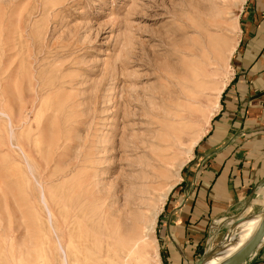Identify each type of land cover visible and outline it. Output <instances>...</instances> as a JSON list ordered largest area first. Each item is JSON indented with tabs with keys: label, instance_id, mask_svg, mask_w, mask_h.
<instances>
[{
	"label": "rangeland",
	"instance_id": "rangeland-1",
	"mask_svg": "<svg viewBox=\"0 0 264 264\" xmlns=\"http://www.w3.org/2000/svg\"><path fill=\"white\" fill-rule=\"evenodd\" d=\"M247 1L0 0V264H120L121 247L107 238L116 235L112 221L130 236L140 214H155L144 238L151 248L147 259L130 256L128 264H195L218 253L227 235L259 224L264 206L211 223L193 254L172 235L171 214L203 163L197 150L209 125L201 116L233 74ZM223 43L233 47L225 64L213 58ZM187 46L193 57L175 50ZM183 59L204 70L185 114L190 128L178 133L173 153L179 157L194 129L204 134L161 200V178L125 185V176H138L127 171L139 157L130 147L145 134L162 71H180Z\"/></svg>",
	"mask_w": 264,
	"mask_h": 264
},
{
	"label": "crops",
	"instance_id": "crops-1",
	"mask_svg": "<svg viewBox=\"0 0 264 264\" xmlns=\"http://www.w3.org/2000/svg\"><path fill=\"white\" fill-rule=\"evenodd\" d=\"M241 22L233 74L197 150L202 167L171 214L174 245L192 254L211 223L264 206V0H248ZM242 264H264V248Z\"/></svg>",
	"mask_w": 264,
	"mask_h": 264
},
{
	"label": "bare ground",
	"instance_id": "bare-ground-1",
	"mask_svg": "<svg viewBox=\"0 0 264 264\" xmlns=\"http://www.w3.org/2000/svg\"><path fill=\"white\" fill-rule=\"evenodd\" d=\"M21 6H22V4H21ZM9 8H11V6ZM9 8H7V9H9ZM14 9H16V8H14ZM16 10H15V13H16ZM6 12H7V10H6ZM17 13L15 15H18ZM11 24H13V23L11 22L10 25ZM30 24L34 25L33 23H30ZM24 31H26V30H24ZM12 36H10V37H12ZM25 39H27V38H25ZM4 44H5V42H4ZM12 44L14 45L15 41L12 42ZM24 45H25V42H24ZM31 46H32V44H31ZM216 46H215L216 49H214V51L212 50L213 51L214 61L223 62L225 64L226 63L225 60L227 59V56H229L231 54V52H233L232 51L233 47L229 46L226 43H223L222 45H219L218 47H216ZM12 48L15 49V46L12 47ZM37 48H38V46H37ZM175 50H177L178 52L182 53L186 57H193L194 48L191 47V46H187V47H183V48H177V49L175 48ZM15 51L17 53L16 49H15ZM25 52H26V50H25ZM34 54H35V52H34ZM204 54H206V53H204ZM13 56L14 55L10 56V58L13 57ZM23 56H25V54ZM17 57L15 55L14 58L17 59ZM29 57H31V56H29ZM10 58H8V59H10ZM14 58H11V59H14ZM15 59H14V61H15ZM33 59H35V58H33ZM18 60H16V64H17L16 66L19 67L20 66L19 63H21V61L17 63ZM182 61H185V60L183 59ZM6 62H8V61L6 60ZM47 62H45V63H47ZM195 62L194 63H191L190 61L183 62V67L178 72L174 71L173 69H172V71H166V70L162 71V75L160 76L162 78L161 81H163L161 89L156 91L155 95L152 97V100H153L152 103H154V104H152L153 107L149 108L148 111H146L144 113L145 123H146V127L144 128L145 134H144V136H141L138 139L134 140L133 143H132V146L130 147V152L133 153V154H138L139 157H138V159L135 162L133 161V162H130V163L127 164V169H128L127 171H131V173L135 172L136 174H138V176L135 175V176L131 177V178H133V179H131V178H129L130 176L127 177V175H126L125 177L127 179V183H124V184L125 185H130V184H136L137 183L138 185H142L149 178H152V179L153 178H161V181H159V183L157 184L160 187L159 198L161 200L165 199L166 195L169 193L171 188L175 185V183H177V182H174L175 181L174 179L176 177H178L179 169H181V166L184 165V163L187 162L188 159L191 157V152H192L193 147L198 143V141L201 139L202 135L204 134V130H197V129L195 130L194 129L193 133L191 135H189V137H188L189 138L188 142L187 143H183L182 146L179 144L182 147L181 153L179 154L180 158L177 155H175V153H173L174 145L178 144L177 142L179 141L178 133L182 132L183 128H187V126H188L187 123L184 122V120L186 118L185 114L188 111L189 112L191 111L189 109V107H190L189 105L192 104L190 102L192 101V97L195 96V95H193L194 94L193 93V87H196L198 85L197 79L203 73V70H204L203 66H202V65H204L203 63L201 64V63H198V62L195 63ZM204 63H205V65H208V64L211 63V60L209 58H207V59H205ZM130 65L132 66V64H130ZM18 67H16V68H18ZM13 69H15V68H13ZM13 69H12V71H13ZM15 71L13 73H16ZM13 73H11V74H13ZM17 75H18V73H17ZM58 76H59V74H58ZM3 77H4V75H3ZM12 77H13V75H12ZM31 78H33V76H31ZM8 79L9 78H7V80ZM66 80H67V78H66ZM72 81H74V79H72ZM59 82H61V81H59ZM14 83H16V82H14ZM29 84L27 85L28 89H29ZM12 86H13V84H12ZM224 86H225V84H222L221 87H218L216 89L217 91H216L215 97H213L215 99H214L212 104L210 103L212 106L210 105V109H209V111L207 113L202 114L201 117L203 118L204 126H208L209 125L211 117L215 114L214 110L216 108L218 109V106H219L218 98H219ZM13 88H14V90H16L15 89L16 86L15 87L13 86ZM17 94H19V93H17ZM43 94H45V93H43ZM23 95L21 97L22 100H24L23 99ZM18 99H19V97H18ZM155 100H157V101H155ZM41 101H42V99H41ZM19 104H20V102H19ZM38 105H40V104H38ZM217 109H216V111H217ZM192 111L194 112L195 110H192ZM34 113H35V111H34ZM48 117H50V116H48ZM62 118H63V116H62ZM68 118H70V117H68ZM125 126H126V124H125ZM188 128H190V126H188ZM118 150H117V152H118ZM127 152H128V150H127ZM127 154H129V153H127ZM115 197H116V195H115ZM125 206H126V204L124 205V207ZM113 214L114 213H112V215ZM262 214L263 215H262V218H261L259 224H257L256 226H254L252 228H249V229H246V230H242V231L236 232V234L231 235L229 239H227V240H225L223 242L222 249L218 253L209 256L206 260L203 261L202 264H224L225 262L229 261L237 252H239L249 242V240L253 237L255 232L258 230V228H259V226H260V224H261V222L263 220L264 212ZM102 215H103L102 216L103 219H105L106 220L105 222L107 223V215L111 216V212H108V211L105 212L104 211V213L102 212ZM115 219L112 221V227L115 230L116 235L111 233V235L110 236L108 235L107 238H114L116 243H118V247H121L119 255L117 253H114V257L116 258V260H121L120 264H128L129 260H130V256L135 258V259H137V260H141V259H145V258L147 259L148 249L151 248V245L149 243H147L145 241V239L147 238V241H148L149 238H150V233L152 232V225H153L152 222L155 219V214H152V217L147 218V219H145L141 214L136 216L135 219L138 220V223H134V224L132 223L131 224V226L133 227V230H134V233H133L134 236L133 235L129 236L127 233H125V234L120 233V222H121V220L117 219V218H115ZM252 220H255V219H252ZM248 221H246V220L245 221H240L239 225H245V224L248 223ZM123 235L125 237H122ZM139 250H140V252H139ZM96 261H98V260H96Z\"/></svg>",
	"mask_w": 264,
	"mask_h": 264
},
{
	"label": "water",
	"instance_id": "water-1",
	"mask_svg": "<svg viewBox=\"0 0 264 264\" xmlns=\"http://www.w3.org/2000/svg\"><path fill=\"white\" fill-rule=\"evenodd\" d=\"M239 220L241 221V219H239ZM229 238H230V236L227 235L224 238V240H227ZM262 247L264 248V217H263V220H262L258 230L255 232V234L249 240V242L239 252H237L229 261L225 262L224 264H242L249 257H251V255L257 249L262 248ZM203 261H198L195 264H202Z\"/></svg>",
	"mask_w": 264,
	"mask_h": 264
}]
</instances>
